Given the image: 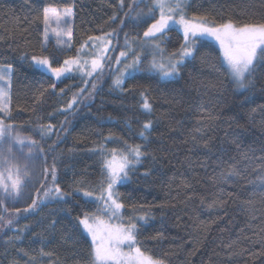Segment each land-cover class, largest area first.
I'll list each match as a JSON object with an SVG mask.
<instances>
[{
	"label": "trees",
	"instance_id": "trees-1",
	"mask_svg": "<svg viewBox=\"0 0 264 264\" xmlns=\"http://www.w3.org/2000/svg\"><path fill=\"white\" fill-rule=\"evenodd\" d=\"M150 3L0 0V67L12 65L9 122L42 147L46 158L41 177L55 161L57 182L73 193L66 202L48 201L25 212L33 199L41 198L39 179L13 203L0 204V264H89L91 239L76 228L75 218L94 212L98 205L75 189H98L100 145L121 149L124 141L152 153L116 188L125 205L124 222L151 213L137 236L142 250L164 264H264V66L257 65L249 86L239 89L220 49L201 38L195 57L185 60L178 77L165 79L148 71L154 49L141 42L152 22ZM47 6L73 10L71 47L47 41L44 54L54 58V66L76 56L89 36L113 33L107 37L110 59L102 74L88 78L77 72L56 81L31 63L32 55L41 54L43 42L44 25L36 17ZM137 12L143 15L137 17ZM185 13L189 18L206 16L210 24L261 23L264 0H187ZM154 15L158 18L159 13ZM126 38L132 51L117 64L120 52L128 50ZM182 43V33L173 28L161 47L167 56L178 52ZM93 51L88 47L80 55L91 59ZM133 53L141 55L145 70L126 75L121 91L113 81ZM84 80L89 83L83 95L91 91L92 82L95 92L68 109L72 96L85 87ZM53 83L54 89L49 87ZM141 91L152 105L151 113L140 106ZM147 120L153 126L144 140L138 133ZM48 125L52 133L42 135L41 126ZM110 134L114 138L105 141ZM233 165L238 174L222 179L220 173ZM214 200L224 201L223 206L210 208ZM8 219L13 220L11 226L5 225ZM53 219L57 223L50 229ZM42 247L52 255L41 256Z\"/></svg>",
	"mask_w": 264,
	"mask_h": 264
},
{
	"label": "snow or ice",
	"instance_id": "snow-or-ice-1",
	"mask_svg": "<svg viewBox=\"0 0 264 264\" xmlns=\"http://www.w3.org/2000/svg\"><path fill=\"white\" fill-rule=\"evenodd\" d=\"M124 0H120L123 6ZM135 2V0H134ZM186 0H151L148 6V15L152 22L148 25L146 31L143 32L144 40L141 42L144 45L151 44L154 49V59L147 68L148 71L157 72L162 78L171 79L178 77L181 72V67L185 60L194 58L198 51L196 45L201 38H207L215 41L219 45L222 54L223 62L227 66V71L235 82L237 88L245 89L249 86V77L257 70V65L264 66V22L261 23H244L237 25L231 21L221 24H210L206 16H195L191 18L185 13ZM131 11V6H130ZM159 13L158 18L154 15ZM127 16L128 13H125ZM137 17L143 15V12H137ZM73 16L71 7H65L62 10L56 7L47 6L42 9V15L36 19L42 20L44 25L43 42L41 44V54L32 55L31 63L38 69L51 74V76L59 81L62 77L69 73L78 72L82 77L92 78L94 74H102L105 67V61L110 59L107 53L110 50L111 40L107 39L113 33H105L101 36H89L88 40L81 44L77 49V55L68 57L58 66H54V58L44 54L47 52V41L49 40V26L54 22L56 28L57 44L62 45L65 41L62 37H67L68 47H71L73 35L70 19ZM115 19V15L112 17ZM61 22L66 26L61 28ZM123 24L124 22L121 21ZM179 26L183 33V43L180 45L178 52H173L165 55V49L161 47V43L167 33L174 27ZM91 41V45H89ZM128 50L121 51L119 57L116 58V63L120 64L121 58L127 59L129 52L132 51L131 45L128 44ZM91 47L94 51L91 53V59H84L81 53L85 48ZM158 54L160 59L155 58ZM23 58V57H22ZM142 58L139 53H133L130 62H125L122 69L119 70V75L113 81V87L124 91L122 87L125 76L131 72L143 71L141 68ZM12 65L0 67V81L3 85L0 86V166L9 165V156L12 153V143L24 145L29 144V158L32 156V149L37 148V142L30 140L27 137H22L16 132V126L10 123L11 107H10V88H11ZM85 87L80 88L77 94L72 96V99L67 105L68 109H72L74 105L82 103L83 99L91 97L96 90V83L92 82L91 91L87 96L83 94L87 90L89 80L83 81ZM49 87L55 88V83ZM62 93L64 89L60 90ZM43 94V93H41ZM142 98L141 108L146 113H151L152 105L149 102L144 91L140 92ZM207 120H212L214 117L208 116ZM152 121H145L138 135L148 140V136L152 129ZM201 129H197L200 131ZM53 131V126H41L40 132L42 135H50ZM114 137L110 134L105 137V141L112 140ZM124 147L121 149L111 148L106 149L103 144L100 145L99 151L102 157L101 175L98 189L84 190L81 188L75 191L82 192L84 197L92 199L98 206L94 212H83L77 216L76 228L82 230L86 236L90 237V252L89 264H164L163 260L157 259L142 250L140 242L137 240L141 222L147 224L151 218V213L146 212L138 217L130 216L127 222H124L121 210L125 205L120 201V193L116 190L117 185L129 179V174L136 165L142 163L143 159L151 156L152 153L143 150L139 144L130 145L124 141ZM8 144L5 148L4 145ZM43 152V149H40ZM153 159L155 157L153 156ZM12 167H3L0 169V191L5 196H19L23 180L17 168L15 175ZM7 173V174H5ZM145 172L144 175H148ZM236 166H230L225 171L220 173L222 179L227 180L232 176L237 175ZM27 171L24 176H27ZM44 179L47 181L50 178V185H42V197L33 199L28 208L24 209L28 212L30 209L35 210L42 204L48 201L66 202L67 197L73 195L72 192L64 191L57 182V169L55 161L51 167H46L43 172ZM261 185H264V177L260 180ZM98 193V194H97ZM3 201L0 200V204ZM224 201L214 200L209 207H222ZM7 210V209H5ZM17 212L20 210L17 209ZM107 217V218H105ZM4 220L0 216V221ZM57 221L51 220L48 227L55 229ZM13 224L12 219L5 222L6 226ZM27 227V226H25ZM159 235V234H158ZM43 244L44 241L41 240ZM125 247L127 250H125ZM264 255V252L260 253ZM41 256H50L52 253L45 252L43 247L40 249ZM33 260L36 258L33 257Z\"/></svg>",
	"mask_w": 264,
	"mask_h": 264
},
{
	"label": "rangeland",
	"instance_id": "rangeland-1",
	"mask_svg": "<svg viewBox=\"0 0 264 264\" xmlns=\"http://www.w3.org/2000/svg\"><path fill=\"white\" fill-rule=\"evenodd\" d=\"M187 2V0H186ZM70 23L71 25L73 24V16L70 19ZM56 24L53 22L50 26H49V39L50 40H54L55 42L57 41V37L55 35V32L52 31L53 28H56ZM61 28L66 27L63 22H61L60 25ZM175 29H177L178 31H180L182 33V31L179 29V26L174 27ZM183 35V33H182ZM62 39L65 41L64 44H62L63 46H68L67 44V37L64 36L62 37ZM202 39H207V38H202ZM210 40V39H209ZM212 42H214L217 47L219 48V45L211 40ZM57 43V42H56ZM111 48V45H110ZM108 54V53H107ZM91 55V53H90ZM91 58V56H89ZM160 57H157V60H159ZM226 65V64H225ZM227 67V66H226ZM48 73V72H47ZM77 72H73V73H69L68 75H72L75 74ZM50 74V73H48ZM51 75V74H50ZM3 85V82L0 81V86ZM10 92V90H9ZM22 137H25L23 135H21ZM5 148L8 147V144L4 145ZM40 149H42V147H37V148H33L32 149V156L31 158H29V144L27 143V141L25 142L24 145H20L17 143H12V153L9 156V160H10V164L9 165H4V166H0V169H2L3 167H12V171L13 174L15 175L17 168L19 169V174L23 180V184L21 187V192L19 196H5L3 194L2 191H0V196L2 197V200L4 202L5 205L11 204L14 201H16V199L20 198L23 194H25L27 191H30V185H32L33 182L38 181L39 179H42L43 182L40 183V185L38 186V189H41L39 192L41 193L42 197V185H50L51 183H49L48 181H46L44 179V176L41 177L40 171L43 170V164L45 161V153L44 151L41 152ZM27 171L28 175L24 176V172ZM7 174V173H5ZM107 218V217H105ZM125 250H127V248L125 247Z\"/></svg>",
	"mask_w": 264,
	"mask_h": 264
}]
</instances>
